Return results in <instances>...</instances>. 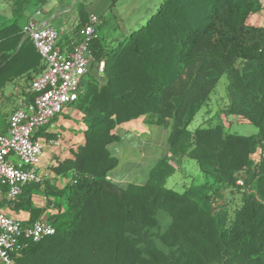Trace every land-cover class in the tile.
Listing matches in <instances>:
<instances>
[{
	"label": "trees",
	"instance_id": "1",
	"mask_svg": "<svg viewBox=\"0 0 264 264\" xmlns=\"http://www.w3.org/2000/svg\"><path fill=\"white\" fill-rule=\"evenodd\" d=\"M10 1L12 18L0 22V133L11 114L6 87L23 79L31 95L43 69L22 18L47 0ZM118 1L112 15H99L93 59L69 104L81 113L78 126L65 136L42 126L34 138L51 147L49 174L17 200L0 198V208L28 213L23 225L45 219L56 228L22 239L14 264H264V25L249 22L263 0H130L117 9ZM79 6L61 48L80 41L89 12ZM222 77V111L190 129ZM220 112L257 132L231 131ZM143 116L168 130L167 153L146 180L122 183L111 178L120 162L112 145L123 139L117 129ZM191 161L205 181L167 186Z\"/></svg>",
	"mask_w": 264,
	"mask_h": 264
},
{
	"label": "built area",
	"instance_id": "2",
	"mask_svg": "<svg viewBox=\"0 0 264 264\" xmlns=\"http://www.w3.org/2000/svg\"><path fill=\"white\" fill-rule=\"evenodd\" d=\"M41 12L42 8L37 14ZM99 23L98 15H89L79 28L80 41L72 50L59 46L61 32L69 29L59 31L51 24H40L34 17L24 25L42 58L43 69L31 81L33 98L14 110L7 131L0 133V198L17 200L27 183L41 180L43 149L34 136L77 99L78 86L93 59L90 44L97 37ZM104 68L105 61H101L99 72ZM261 151L264 155V139ZM55 232V226L45 219L23 225L21 219L0 208V264H14L12 253L22 239L39 241Z\"/></svg>",
	"mask_w": 264,
	"mask_h": 264
},
{
	"label": "rangeland",
	"instance_id": "3",
	"mask_svg": "<svg viewBox=\"0 0 264 264\" xmlns=\"http://www.w3.org/2000/svg\"><path fill=\"white\" fill-rule=\"evenodd\" d=\"M129 1L130 0H119L116 3L117 9H119L122 4H125ZM87 4H90L91 8L93 6L95 7V11L96 13H98L97 15H101V13H103L106 15V17H108L114 13V11L111 12L109 10H106V5H108V3L105 4L103 2H96ZM10 6V3H7L4 0H0V21L4 19L5 16L7 18H11L9 11ZM7 13H9V15H7ZM1 15L3 17H1ZM249 22L252 24L264 25V9L252 15ZM53 23L57 27V29L61 31L60 24L58 22ZM101 32L102 30L100 29L99 33ZM216 91L217 92L215 94V99L211 102L208 108L203 107L200 110L193 122L190 124V129L197 128L202 124L203 121L214 115H218V112L222 111V108L226 104V100L222 99V97L226 96L227 93L226 77H222L218 82ZM206 109H209L210 112L206 113ZM68 111L69 112L67 114L66 112L58 113L57 116L59 117V119L56 118L50 121L49 128H53L55 125H58L59 122H69L73 124L74 120L65 118V115H68L70 113V115L76 117L80 114L75 111V109H70ZM220 113L219 118L231 131H236L242 134H252L256 133L258 130L255 125L240 123L234 116L227 117L224 112ZM141 118V122L136 124V126L133 128L134 130H129L130 132H132V134L135 133L133 139H127L126 137H124L123 131H125V128H123V126L121 125L118 127L117 132L121 134L123 138L122 142L112 145V151L121 159V164L118 167L119 170L116 171V176H119V178L123 180L122 183L143 182L147 178V174L150 171L151 167L155 164V162L167 153L168 130L155 124L153 118L150 116H143ZM140 127H144L146 130L143 131ZM43 149L44 152H46V155L43 157V162L41 165L42 167L39 170L40 176H43L45 173L49 174L50 170L48 164H51L48 161V156L51 155L52 152L50 145H44ZM129 171L132 172H130L129 174ZM204 181L205 177L199 172L196 164L191 161V163L188 162L186 166L180 169L178 168V170L167 180L166 185L177 190H182L192 183H203ZM36 201L39 202L42 200L41 198H36Z\"/></svg>",
	"mask_w": 264,
	"mask_h": 264
},
{
	"label": "crops",
	"instance_id": "4",
	"mask_svg": "<svg viewBox=\"0 0 264 264\" xmlns=\"http://www.w3.org/2000/svg\"><path fill=\"white\" fill-rule=\"evenodd\" d=\"M4 1L11 4L9 11H10V15L12 18V14H13L12 3L10 0H4ZM96 2H100V3L103 2L105 4L108 3V5H106V7H107L106 10H109V6H110L112 0H48L43 5H36L33 2L27 7V9L25 11V14L22 18V25H25L31 17H34L40 24H51V25L55 26L53 22H58L60 24L61 28L69 29L68 32H66V31L61 32V38L59 41V46L61 47V44H64V42L67 39L66 36L70 35L72 33V30L79 23L80 12H81L79 5L81 3L87 5V11L89 12V15H91V14L96 13L95 7L93 6L91 8L90 4H87V3H96ZM40 8H42V12L37 14V11ZM6 12H7V10H6ZM97 14L98 13H96V15ZM101 14H103V13H101ZM7 15H9V13H7ZM1 17H3V16L1 15ZM5 18L8 19L6 16H5ZM25 85L26 84L24 83L23 79H21V80L16 79L15 81H13L11 84H9L6 87L4 96L8 97L7 106L11 108L10 116L12 115V113L14 112V110L16 108L27 104L32 98L31 95L25 94L26 91H28V86H25ZM70 109H74V108L68 106V107H66V109L63 112H66V114H67L69 112L68 110H70ZM75 111H77L80 115L79 116L75 115L76 117L70 115V113L68 115H65V118H70V120L71 119L74 120L73 124H71L69 122L68 123L67 122H59L58 125H55L53 128H51V130L63 131L62 134L64 136L68 135V133H69L68 130L70 128H76V126H78L76 124L75 120L77 118H80V116H81V113L78 110L75 109ZM10 116H9V118H10ZM57 119H59L58 116H57ZM141 120H142V118H139V119L124 123L122 125L123 128H125V131H123L124 137H126L127 139H133L135 136V133L132 134V132H130L129 130H131V129L134 130L133 128L136 126L137 123L141 122ZM7 124L9 125V119H8ZM3 126H4V123L2 124L1 127H3ZM141 129L143 131L146 130L144 127H142ZM119 160H120V162H119V165H120L121 159L119 158ZM187 163L185 162V166ZM119 165L111 173V178L122 182L123 180H121V178H119V176H116V171L119 170L118 169ZM183 167H184V164H183ZM130 172H132V171H129V174H130ZM148 174H149V172H148ZM36 198L37 197H35L34 199L36 200ZM1 209H3L10 216H13V217H16L19 219H23V218L28 216V213L26 211H23V210L16 212V211L10 209L9 207H1Z\"/></svg>",
	"mask_w": 264,
	"mask_h": 264
}]
</instances>
